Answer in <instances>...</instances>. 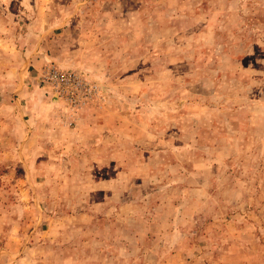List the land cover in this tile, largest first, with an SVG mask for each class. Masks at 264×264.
I'll use <instances>...</instances> for the list:
<instances>
[{"label": "rangeland", "instance_id": "obj_1", "mask_svg": "<svg viewBox=\"0 0 264 264\" xmlns=\"http://www.w3.org/2000/svg\"><path fill=\"white\" fill-rule=\"evenodd\" d=\"M0 264H264V0H0Z\"/></svg>", "mask_w": 264, "mask_h": 264}, {"label": "built area", "instance_id": "obj_2", "mask_svg": "<svg viewBox=\"0 0 264 264\" xmlns=\"http://www.w3.org/2000/svg\"><path fill=\"white\" fill-rule=\"evenodd\" d=\"M41 80L53 87L58 95L69 105L79 103V96L76 93L82 81L72 72L61 70L54 66H47L41 74Z\"/></svg>", "mask_w": 264, "mask_h": 264}]
</instances>
